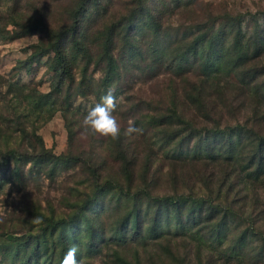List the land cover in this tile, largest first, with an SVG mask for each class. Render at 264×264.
Wrapping results in <instances>:
<instances>
[{"label":"rangeland","instance_id":"374dc122","mask_svg":"<svg viewBox=\"0 0 264 264\" xmlns=\"http://www.w3.org/2000/svg\"><path fill=\"white\" fill-rule=\"evenodd\" d=\"M131 1L101 0L100 5L108 4L97 13L91 10L88 29L116 21L134 7ZM77 2L0 0V28L18 31L14 21H40L46 32L60 29L69 23ZM145 6L155 23L160 18L161 30L171 39L175 32L208 25L225 15L239 17L248 33L264 29V0H146ZM218 22L219 29H235L232 23ZM43 37L0 38V160L4 161L0 162V264H61L60 247L49 239L28 263L29 245L22 244L39 234L45 220L68 219L92 197L94 185L105 179L123 192L109 189L85 209L97 234L93 244L88 243L89 226L83 218L67 230L64 252L77 245L79 264H264V183H241L235 176L232 191L219 193L218 167L210 171L209 181L202 182L201 166L178 163L173 159L175 144L166 141L170 130L183 127L173 121V113L181 120L193 119L196 129L222 128L223 120L231 123L233 118L223 111L221 118L215 115L205 123L203 113L186 107L187 76L176 77L163 66L153 71L150 63L132 61L119 68L118 82L109 88L117 97L114 115L121 126L120 138L85 133L83 116L103 96L101 69L83 67L81 56L70 53L69 74L57 87L50 69L52 52L27 68L22 65ZM137 38L143 48L152 41L148 30ZM252 109L246 107L235 117H251ZM259 114L264 116V106ZM162 117L170 123L156 126ZM129 120L142 129L141 134H123ZM259 129L264 134V117ZM10 153L14 160H6ZM122 157L128 161L126 168ZM143 191L150 197L191 196L208 203L185 201L178 217ZM215 204L230 211L212 209ZM132 217L139 224L137 232L132 230ZM34 218L42 222L35 224ZM58 233L54 230L47 238L55 241Z\"/></svg>","mask_w":264,"mask_h":264},{"label":"trees","instance_id":"16d2710c","mask_svg":"<svg viewBox=\"0 0 264 264\" xmlns=\"http://www.w3.org/2000/svg\"><path fill=\"white\" fill-rule=\"evenodd\" d=\"M100 2L101 0H78L69 16V23L60 29L46 32L44 24L40 21L34 23L27 21L23 24L14 21L19 28L18 31L4 32L0 28V38L12 39L20 35L43 37L44 35L43 41L40 40L32 46L33 51L22 65L27 68L48 52H52L50 69L57 78V87L64 83L65 77L69 74L70 53L81 56L83 67L93 65L101 69L102 78L99 88L103 95L117 84L119 68L128 67L132 61L150 63L148 68L153 71L163 66L176 77L187 76L186 107L203 113L202 120L205 123L215 115L221 118L223 111L233 118V122L223 120L225 125L222 128L196 129L193 119L181 120L177 114L173 113V121L183 125L181 129L170 130L166 139L168 143L175 144L173 159L180 164L188 161L199 164L200 173L204 179L202 182L209 181L210 171L213 167H218L219 193L222 189L225 190L223 194L232 191V179L235 176L241 183L245 180L258 184L264 183V134L259 129L264 117L263 114H259L260 108L264 106V64L261 62L264 57V29L255 28L248 33L242 30V21L239 17L225 15L219 19L209 20L208 25L199 23L194 25V29L185 30L180 34L175 32L176 36L171 39L170 34L161 30L160 18L155 23L152 13L150 16L147 13L146 0H132L134 7L128 13L116 21L103 25L100 29L91 31L88 29L91 10L93 14L97 13L98 10L105 9L108 4L100 5ZM221 20L232 23L235 29L227 31L225 28H217L215 25L219 22L216 23V21ZM142 30H148L152 35L151 43L144 44V48L137 38V34ZM89 32L90 35L92 34V39H89ZM250 106L253 108L251 117L241 120L235 117L237 113L244 112L246 107L249 109ZM157 120L156 126L170 123L165 117ZM182 132L185 134L181 135ZM122 158L126 168L128 161L125 157ZM8 159L14 160L15 154L10 153L6 160ZM52 160V163L58 161ZM0 162L4 161L0 160ZM91 173L94 174L93 171ZM241 174H243L242 177H240ZM93 179L96 182L98 177L95 175ZM109 189L123 192L114 181L105 179L102 183L94 185L92 197L68 219L45 220V225L40 228L39 234L29 236V239L22 244L29 245L25 262L28 263L32 256L35 257L36 250L46 246L48 239L52 246L57 244L60 247L58 256L62 260L65 246L67 247L69 242L68 227L81 218L89 226L91 240L88 239V243L93 244L97 234L85 209L89 204L94 203L100 194L108 192ZM144 194L153 201L172 208L178 217L181 215L180 206L185 201L200 202L204 205L208 203L203 198L194 199L191 196L156 198L150 197L149 192L145 191ZM215 206L223 209L220 204L212 205L211 208L214 209ZM223 210L230 211L229 208ZM132 220L133 232L139 231L138 222L134 217ZM121 228L124 227L121 225L120 231ZM54 230L59 232L55 241L52 237L47 238ZM126 233L128 230L125 235ZM118 234L123 233L118 232Z\"/></svg>","mask_w":264,"mask_h":264},{"label":"clouds","instance_id":"9594fccd","mask_svg":"<svg viewBox=\"0 0 264 264\" xmlns=\"http://www.w3.org/2000/svg\"><path fill=\"white\" fill-rule=\"evenodd\" d=\"M117 108V97L113 90L109 89L107 93L101 96L100 101L95 104L82 119L83 131L92 135H100L103 137L118 140L121 136V126L117 117L114 115ZM142 129L135 126L132 120H129L128 127L124 130V135L133 137L134 134H141ZM33 223L39 224L40 218H34ZM79 248L73 244L64 255L61 264H79L77 261V253Z\"/></svg>","mask_w":264,"mask_h":264}]
</instances>
